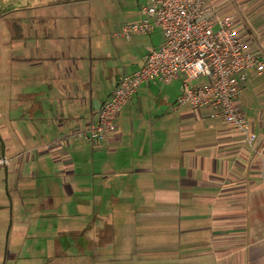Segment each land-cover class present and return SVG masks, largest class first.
Segmentation results:
<instances>
[{
  "label": "crops",
  "instance_id": "crops-1",
  "mask_svg": "<svg viewBox=\"0 0 264 264\" xmlns=\"http://www.w3.org/2000/svg\"><path fill=\"white\" fill-rule=\"evenodd\" d=\"M231 1L264 56V0ZM147 3L0 0V232L66 224L84 238L83 264H264V72L250 71L239 96L256 152L210 108L175 109L179 81L153 109L142 96L155 83L139 87L103 142L53 145L92 123L142 66L143 53L123 56L113 35ZM116 12L127 16L116 23ZM1 243L0 262L19 256Z\"/></svg>",
  "mask_w": 264,
  "mask_h": 264
},
{
  "label": "built area",
  "instance_id": "built-area-1",
  "mask_svg": "<svg viewBox=\"0 0 264 264\" xmlns=\"http://www.w3.org/2000/svg\"><path fill=\"white\" fill-rule=\"evenodd\" d=\"M141 14L113 36L129 40L158 30L163 43L146 53L138 70L122 76L92 123L53 145L64 146L70 138L103 142L116 131L118 114L139 87L179 81L175 109L210 108L256 152L258 136L242 112L239 96L250 71L264 72V56L241 35L236 16L212 0H148ZM8 163L0 157V169Z\"/></svg>",
  "mask_w": 264,
  "mask_h": 264
},
{
  "label": "rangeland",
  "instance_id": "rangeland-1",
  "mask_svg": "<svg viewBox=\"0 0 264 264\" xmlns=\"http://www.w3.org/2000/svg\"><path fill=\"white\" fill-rule=\"evenodd\" d=\"M227 2H229L228 5L231 7L229 9L230 12L237 17L239 16L238 20L240 26H242L241 21L243 19H241L239 7L235 2H232L231 0L223 1L222 4L225 5ZM115 15L116 23L121 22L123 20L122 18H125L127 16V14H122V12H116ZM120 39L123 40L125 47L127 46L125 48V51L123 52V56L137 55L139 53H143V55L145 56L150 49H157L163 43V39L159 31H156L150 36H135L129 40L124 38ZM7 42L8 40L2 38L0 32V66H2L3 63L4 48L6 46L5 43ZM151 85V89H149L146 94L142 96V103L144 107L152 106L151 109H153V104H155L153 97L159 96L160 91L165 86H161L158 84ZM59 227H63L64 230L58 231L57 229H59ZM42 228L41 225H33L27 235L16 232L12 233L13 231H10L9 234H7L6 232H0V241L2 242L1 244L6 246V244L8 243V246H10V248H13V244H16V248L19 253V256L16 257V259L11 260L9 257H7V259L2 260L0 264H83L80 263V258L77 256L78 254L80 256V248L82 246V242L84 241L81 233L78 234L72 231H66V224H55L52 227H45L42 225ZM11 235L16 238L15 240L17 241L14 242ZM118 235L120 237V233L117 232V236ZM7 236L8 239L6 240ZM66 246L68 247V252L71 254L69 258L65 257V255L62 254ZM185 264L198 263L188 262Z\"/></svg>",
  "mask_w": 264,
  "mask_h": 264
}]
</instances>
